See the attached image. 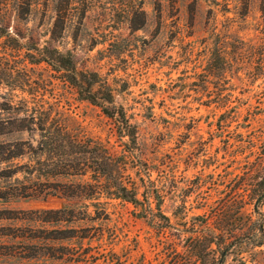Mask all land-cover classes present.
Masks as SVG:
<instances>
[{
	"label": "rangeland",
	"instance_id": "rangeland-1",
	"mask_svg": "<svg viewBox=\"0 0 264 264\" xmlns=\"http://www.w3.org/2000/svg\"><path fill=\"white\" fill-rule=\"evenodd\" d=\"M133 1L69 0L70 15L54 46L70 49L78 69L98 72L115 104L136 125V140L119 137L101 107L81 98L60 72L37 62L59 0H32L28 12L17 10L16 0H0V142L21 140L37 148L38 131L18 132L27 106L46 109L53 122L108 141L117 151L133 149V161L148 165L168 221L157 209L156 219L138 217L135 206L120 199H100L108 212L104 220L78 218L88 200L56 195L0 199V264H72L61 257L68 259L74 250L113 256L105 261L100 256V264L176 260L173 250L185 251L186 237L200 222L197 215L211 216L242 175L245 157L253 159L246 144L237 146L240 139L251 138L264 149V71L251 53L264 43L262 0H226L228 11L206 0H137L143 2L146 22L136 30L127 16ZM244 4L248 12L241 15ZM1 157L0 189L18 180H81L32 171L35 159H45L41 153ZM25 166L32 172L22 170ZM8 167L13 172L2 176ZM65 207L72 208L73 219L67 212L57 217L46 212ZM93 209L90 205L92 214ZM260 209L264 215V201ZM250 210L249 204L241 209ZM98 230L100 238L77 237ZM67 234L75 236L61 238ZM191 264H198L194 257ZM222 264H264V237L261 245L246 236L234 239Z\"/></svg>",
	"mask_w": 264,
	"mask_h": 264
},
{
	"label": "trees",
	"instance_id": "trees-1",
	"mask_svg": "<svg viewBox=\"0 0 264 264\" xmlns=\"http://www.w3.org/2000/svg\"><path fill=\"white\" fill-rule=\"evenodd\" d=\"M192 1L196 3L198 0ZM206 1L214 6L221 5L223 11L229 10L226 0ZM142 4V1L137 0L129 4L127 16L129 27L132 30L141 28L146 22ZM31 5L32 0H16L15 3L16 9L21 12H28ZM68 5L69 0H59L55 5L50 36L43 49H39L37 62L43 61L51 69L60 72L63 75V80L68 82L81 98L88 99L98 105L109 118L113 119L119 137L126 136L128 141L134 142L137 137L136 125L130 121L124 107L115 104L112 89L101 81L98 72L78 69L74 54L70 49L63 50L54 46L57 38L63 36L64 25L70 15ZM261 10L264 13V0H262ZM247 12L248 4H244V7L238 11L241 15H245ZM84 16L85 10L80 14V19ZM251 53L257 54L259 65L264 71V43L259 44L258 48L252 50ZM22 112L24 115L19 117L18 132L23 130L38 131L37 148H32L30 144L21 140L14 142L4 140L0 142L1 158L9 160L28 153H41L45 155V159H35L37 167H33L32 171L36 170L39 174L53 178L78 176L81 180L76 182L69 181V179L62 182L47 180L31 183L29 181L27 184L18 180L14 185L0 189V199L39 198L56 195L65 199L88 200L83 203L82 216L78 218L93 220L108 218L105 202L100 201L101 198L120 199L132 203L135 206L134 213L138 217L150 216L152 219H156L158 215L154 209H157L159 216L168 221V217L161 212L160 193L150 179L148 165L141 159H139V163L133 161V149L117 151L108 144V141L104 142L100 139L79 135L61 122H53V118L50 117L46 109L38 107L28 109L26 106L24 109L22 107ZM0 136H4L3 133H0ZM243 144H246L253 159L245 157L242 175L225 194V197L228 196V198L222 205L211 209L213 211L211 216L197 215L195 219L200 222L193 224L194 229L186 237L185 251L178 252L174 249L176 260L161 264H191L193 257L194 262H198V264H208L209 261L212 264H222L225 256L230 252L234 239L246 236L247 239H252L256 245L263 243L264 215L260 207L264 201V149H259V146L251 138L247 140L241 138L237 146L243 147ZM22 170L26 173L32 172L26 166ZM10 172L13 171L8 167L3 170L2 176H10ZM153 202H155V207L152 206ZM245 204L251 205V210L248 213L241 211ZM90 205L94 206V214L89 210ZM46 212L55 217L60 213L67 212L65 215L68 216L67 218L73 219L74 217L72 208L67 207ZM244 221H246L245 225ZM163 225L164 223L159 224V226ZM251 225L256 226L251 228ZM199 226L201 227L199 228ZM69 230L71 229H67L65 232H69ZM100 230L92 235H77V237L95 236L100 238L103 234ZM72 236L75 235L67 234L61 238ZM229 238L231 240L227 241ZM104 255L99 251L88 255L87 251L74 250L69 252L68 259L63 255L61 259L72 262V264H100L97 263L100 256H104V261L113 257L112 255L107 257L108 254Z\"/></svg>",
	"mask_w": 264,
	"mask_h": 264
}]
</instances>
